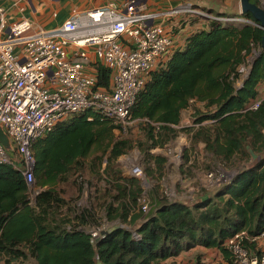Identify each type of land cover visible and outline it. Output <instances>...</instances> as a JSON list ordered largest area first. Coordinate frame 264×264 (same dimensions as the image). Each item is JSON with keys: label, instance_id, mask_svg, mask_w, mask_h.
Instances as JSON below:
<instances>
[{"label": "trees", "instance_id": "trees-1", "mask_svg": "<svg viewBox=\"0 0 264 264\" xmlns=\"http://www.w3.org/2000/svg\"><path fill=\"white\" fill-rule=\"evenodd\" d=\"M263 6L261 0H252ZM264 7V6H263ZM251 22L236 23L212 18L208 28L193 32L183 48L151 72L132 107L134 118L146 119L148 147H164L177 137L182 111L192 99L214 108L195 122L196 141L228 160L241 153L264 152V99L257 109L243 111L264 83V30L251 12ZM253 48L258 49L241 86L237 67ZM99 85L109 87L110 70L98 64ZM116 124L95 111L73 115L37 139L32 149L35 177L42 187L35 197L22 171L0 163V255L10 260L34 257L36 264H154L195 245L218 247L233 264L226 240L238 232L256 236L264 231V156L212 194L188 203L155 195L145 213L139 205L141 180L114 168L116 160L133 148L130 138H114ZM94 149L107 154L109 178L119 194L107 203L105 218L114 224L94 237L84 225L92 215L83 209L74 218L59 212L65 203L57 183ZM159 165L167 159L151 154ZM47 186V187H46ZM120 222V223H117ZM255 247L256 242L245 239Z\"/></svg>", "mask_w": 264, "mask_h": 264}, {"label": "built area", "instance_id": "built-area-1", "mask_svg": "<svg viewBox=\"0 0 264 264\" xmlns=\"http://www.w3.org/2000/svg\"><path fill=\"white\" fill-rule=\"evenodd\" d=\"M178 11L194 8L152 9L142 0H109L46 27L29 18L9 22L0 6V127L10 140L9 147L0 141V163L22 171L30 186L36 180L32 145L58 123L95 111L126 128L151 72L175 49L173 34L159 20ZM257 53L253 48L238 65L239 78L247 77ZM98 64L110 70L109 87L99 85ZM263 99L260 92L243 111L257 109ZM132 171L143 174L139 166ZM142 208L147 210V204ZM245 239L256 246H247ZM225 245L233 264H264V231L256 236L238 232Z\"/></svg>", "mask_w": 264, "mask_h": 264}, {"label": "rangeland", "instance_id": "rangeland-1", "mask_svg": "<svg viewBox=\"0 0 264 264\" xmlns=\"http://www.w3.org/2000/svg\"><path fill=\"white\" fill-rule=\"evenodd\" d=\"M261 3L264 6V0H261ZM204 15L208 16L205 13ZM226 21L237 23L234 19ZM253 56L256 57V54ZM244 79L245 77L236 79V86H241ZM213 108L214 106H208L206 101L192 99L189 106L183 109L181 122L176 127L185 129L192 126L193 129L179 131L177 137L164 147L148 148L152 141L147 138L145 131L146 119L132 116L126 128L118 125L114 128L115 139L130 138L134 144L132 149L116 160L114 168L121 170L124 176H135L141 180L143 193L139 205L147 204L145 213L153 207L155 195L160 194L168 199L193 203L201 196L212 194L232 179L239 170L255 164L261 156H264V152H252L247 155L239 153L225 160L208 151L203 141H196L194 135L200 126L195 125V121ZM142 150L164 155L167 162L160 166L153 157L146 155ZM136 166L143 169L142 176L133 173L132 170ZM106 167L107 154L96 149L74 165L65 179L57 183V188L65 199L59 212L74 218L83 209H90L92 215L84 226L91 230L107 227L108 221L103 218L105 208L108 202L116 200L119 189L116 181L109 178ZM211 171L214 175L210 177ZM38 188L40 186L36 177L35 182L30 185L32 197L35 196ZM0 264H36V260L34 257H29L25 260L12 261L8 255L1 254Z\"/></svg>", "mask_w": 264, "mask_h": 264}, {"label": "crops", "instance_id": "crops-1", "mask_svg": "<svg viewBox=\"0 0 264 264\" xmlns=\"http://www.w3.org/2000/svg\"><path fill=\"white\" fill-rule=\"evenodd\" d=\"M152 9H173L183 5L194 11H178L172 16L160 19L165 28L173 34L175 49L183 48L187 38L195 31L208 28L212 18L234 17L237 23L251 22L244 16L241 0H142ZM109 0H0L6 9L9 22L29 18L43 26L52 27L62 23L74 10L82 11L105 5ZM197 11L208 14L197 13ZM264 92V83L260 85ZM47 187V186H46ZM42 187L36 191L41 190ZM114 224L108 221V227ZM154 264H230L218 247L195 245L182 250L178 255Z\"/></svg>", "mask_w": 264, "mask_h": 264}, {"label": "water", "instance_id": "water-1", "mask_svg": "<svg viewBox=\"0 0 264 264\" xmlns=\"http://www.w3.org/2000/svg\"><path fill=\"white\" fill-rule=\"evenodd\" d=\"M242 10L244 13L251 12L257 21H259L260 26L264 30V7L257 4L252 0H241ZM0 141L5 144V146H10V140L8 135L4 132V130L0 127ZM106 230H103L102 233H106Z\"/></svg>", "mask_w": 264, "mask_h": 264}]
</instances>
